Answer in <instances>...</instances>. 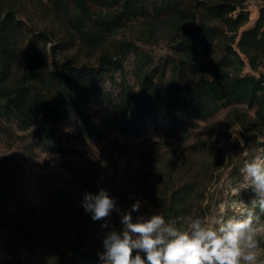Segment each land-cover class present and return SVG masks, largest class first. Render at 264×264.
I'll return each instance as SVG.
<instances>
[{"label":"trees","instance_id":"trees-1","mask_svg":"<svg viewBox=\"0 0 264 264\" xmlns=\"http://www.w3.org/2000/svg\"><path fill=\"white\" fill-rule=\"evenodd\" d=\"M21 1L0 0V115L12 117L22 130L42 123L40 136L49 152L64 151L52 148L57 135L51 125L75 115L82 118L85 135L100 134L81 107L92 99L113 106L123 135L136 132L156 113L177 122L186 112L209 115L231 102L255 109L258 125L264 126V0L248 30L250 0H48V7L25 0L34 8L40 5L46 22L30 40L18 17ZM133 23H139L132 26L139 41L172 43L173 54L163 65L156 66L133 40L118 39ZM216 50L220 56L210 61ZM130 52L135 55L134 84L125 76ZM247 67L259 77L244 75ZM106 80L118 86L117 99L101 87ZM237 125L245 128L243 120ZM247 132L246 141L258 142ZM204 185L167 191L159 199L165 218L204 214ZM258 214L264 219V213ZM100 225L70 195L56 190L43 222L46 264H101Z\"/></svg>","mask_w":264,"mask_h":264},{"label":"rangeland","instance_id":"rangeland-1","mask_svg":"<svg viewBox=\"0 0 264 264\" xmlns=\"http://www.w3.org/2000/svg\"><path fill=\"white\" fill-rule=\"evenodd\" d=\"M40 1L49 6L48 0ZM33 6L23 0L18 8L28 40L36 39L46 23L40 5ZM261 7L260 0L247 3L250 23L244 30L254 27ZM138 24L124 29L118 39L133 40L141 53L153 58L156 66L163 65L173 54L172 43L149 45L139 41L132 28ZM219 56L220 51L216 50L209 60ZM134 66L135 55L130 52L125 61V76L132 84ZM244 75L259 77L249 67ZM121 77L118 73L117 80ZM101 87L113 99L119 96L118 86L108 80ZM81 107L100 134L85 135L82 118L75 115L60 125H51L57 135L51 142L52 148L64 149L54 152H49L41 140L42 123L22 130L12 117L0 115V264H46L42 230L54 192H66L79 208H84L81 202L84 194L89 193L85 182L92 184L94 194L101 188L108 190L120 209L113 211L107 221L101 220V238L111 229L123 230L121 213L129 211L135 202L139 201L141 207L139 212L132 213L134 222L137 216L162 213L159 199L167 191L188 183L203 182L207 189V211L195 215L199 217L218 215L222 203L231 216L233 199L238 207H243L240 201L249 205L254 198L251 188L241 190L238 197L231 195V187L243 180L240 169L244 162L264 156V126L258 125L255 109L246 103H224L204 116L186 112L177 122L156 113L128 135L118 131L117 113L107 101L92 99ZM240 120L245 122L246 130L237 125ZM247 130L258 137V142L244 139V134H249ZM105 223L107 227H103ZM259 239L257 264H264V237Z\"/></svg>","mask_w":264,"mask_h":264},{"label":"clouds","instance_id":"clouds-1","mask_svg":"<svg viewBox=\"0 0 264 264\" xmlns=\"http://www.w3.org/2000/svg\"><path fill=\"white\" fill-rule=\"evenodd\" d=\"M240 171L243 180L231 187V195L238 197L251 188L255 196L250 205L240 201L243 207H238L233 199L231 216L222 203L219 214L210 218L166 219L159 213L137 216L134 222L132 213L141 207L137 201L121 213L123 230L105 234L101 264H257L259 238L264 237V220L258 214L264 213V156L245 161ZM81 203L94 221H107L113 211L120 212L116 198L103 188L86 192Z\"/></svg>","mask_w":264,"mask_h":264},{"label":"crops","instance_id":"crops-1","mask_svg":"<svg viewBox=\"0 0 264 264\" xmlns=\"http://www.w3.org/2000/svg\"><path fill=\"white\" fill-rule=\"evenodd\" d=\"M257 19H258V16H257L256 20H257ZM251 28H252V27H251ZM251 28H247V30H248V29H251Z\"/></svg>","mask_w":264,"mask_h":264},{"label":"bare ground","instance_id":"bare-ground-1","mask_svg":"<svg viewBox=\"0 0 264 264\" xmlns=\"http://www.w3.org/2000/svg\"><path fill=\"white\" fill-rule=\"evenodd\" d=\"M256 18H257V16H256Z\"/></svg>","mask_w":264,"mask_h":264}]
</instances>
